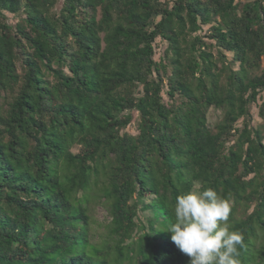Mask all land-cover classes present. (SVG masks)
Masks as SVG:
<instances>
[{"label": "trees", "instance_id": "16d2710c", "mask_svg": "<svg viewBox=\"0 0 264 264\" xmlns=\"http://www.w3.org/2000/svg\"><path fill=\"white\" fill-rule=\"evenodd\" d=\"M263 62L264 0H0V264H189L193 181L264 264Z\"/></svg>", "mask_w": 264, "mask_h": 264}, {"label": "clouds", "instance_id": "9594fccd", "mask_svg": "<svg viewBox=\"0 0 264 264\" xmlns=\"http://www.w3.org/2000/svg\"><path fill=\"white\" fill-rule=\"evenodd\" d=\"M230 213L229 199L193 181L187 192L176 197L174 222L165 231L190 257L189 264H240L239 248L244 246V236L232 230Z\"/></svg>", "mask_w": 264, "mask_h": 264}, {"label": "rangeland", "instance_id": "374dc122", "mask_svg": "<svg viewBox=\"0 0 264 264\" xmlns=\"http://www.w3.org/2000/svg\"><path fill=\"white\" fill-rule=\"evenodd\" d=\"M165 48V44L164 42L160 41L157 45V50H158V54L157 57H159ZM263 67H264V62H263ZM136 112H135V116H136ZM222 116V110L216 107H211L209 110V122L210 124L213 126L215 125ZM253 117H254V124H263V120L260 119L257 115V108L254 107L253 108ZM128 129L132 132H136V124L133 123L132 125H130L128 127ZM77 150V149H75ZM142 214H144L143 212H141ZM147 213V212H146ZM91 214H92V218L94 221V227L95 230L97 232V239H102L104 236V233L106 231V225L108 224V222L110 221V215L107 211V209L100 204H95L92 206V210H91Z\"/></svg>", "mask_w": 264, "mask_h": 264}]
</instances>
